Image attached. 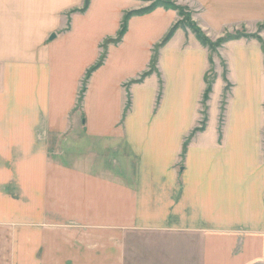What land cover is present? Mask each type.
I'll return each instance as SVG.
<instances>
[{"label":"crops","instance_id":"0c3cea01","mask_svg":"<svg viewBox=\"0 0 264 264\" xmlns=\"http://www.w3.org/2000/svg\"><path fill=\"white\" fill-rule=\"evenodd\" d=\"M213 41L264 28V0H178ZM0 0V256L10 264H264V33L210 53L163 8ZM55 39H51L52 36ZM108 36V37H107ZM218 58V60H219ZM220 61V60H219ZM226 82L230 104L220 119ZM186 146L184 158L183 152ZM15 222L14 232L4 231ZM29 223L30 227L24 226ZM12 241V240H11ZM1 258V257H0Z\"/></svg>","mask_w":264,"mask_h":264},{"label":"rangeland","instance_id":"374dc122","mask_svg":"<svg viewBox=\"0 0 264 264\" xmlns=\"http://www.w3.org/2000/svg\"><path fill=\"white\" fill-rule=\"evenodd\" d=\"M130 1V5H131V9H129V11H126L125 14L127 12H132V11H140V10H145V9H148L150 8L151 6H154L156 4H162L164 2H168L170 3L172 6H174L176 8V10H169V11H173L175 12L177 15H178V21L177 23L181 22L183 24L184 27H186L185 31H188L190 33H193V31L191 30V27H194V28H200L198 25V23L195 21L194 17H195V12L188 6V5H185V4H182L180 3L178 0H129ZM92 2V0H91ZM164 9V8H163ZM124 14V15H125ZM122 23V22H121ZM176 23V24H177ZM174 24L171 29L176 25ZM170 29V30H171ZM170 32V31H169ZM203 32V31H202ZM204 33V32H203ZM241 34V35H245V36H248V35H258V36H261L262 33H264V28H260L258 31H254V32H250V31H246V30H239V29H235L233 32H230V34ZM194 34V33H193ZM229 34V33H228ZM195 35V34H194ZM204 35H206L204 33ZM207 36V35H206ZM226 35L222 36L225 37ZM108 37V36H107ZM196 37V36H195ZM208 37V36H207ZM117 38L114 37V38H107V39H115ZM209 38V37H208ZM107 39H105L102 43H101V55L104 53L105 51V48H103L102 46L104 45V43L107 41ZM221 39V38H220ZM243 39H247V38H243ZM209 40L213 43V46H212V50H209L208 48V51L210 53V70L207 74V78H208V82L209 83H213V86H212V92H213V88H214V85L216 83V81L218 80V73H217V70L219 68V66L221 67V74H222V77H223V80L225 81L227 78H226V75L228 73V70H227V65H226V62L224 61V59L222 58L221 59V56L219 58V50L221 49L220 48H217V45H216V42L217 41H213L209 38ZM249 40V39H247ZM250 40H253V38H251ZM111 45H114V44H107V52H108V48L111 46ZM159 44H157L156 47H154L153 49V55H152V59L155 58L156 61L154 62V67H153V72L152 74H154L156 71H157V63H158V58H159V50L160 48L162 47H158ZM224 45V44H223ZM219 58V60H218ZM152 63V62H151ZM150 70L152 69V65L150 66L149 68ZM151 74V75H152ZM93 75V74H92ZM92 77V76H91ZM90 77V79H91ZM85 78V77H84ZM141 78V77H140ZM89 79V81H90ZM84 80V79H83ZM89 81L87 83V88H88V84H89ZM207 85V84H206ZM81 87H82V84H81ZM81 87H80V91H81ZM207 88V87H206ZM232 88H233V85H231L229 82H226V87H225V90L222 94V97H221V100H220V106H219V109H220V116L219 118L220 119H223L224 118V115L226 114L225 112H227V109H228V105L230 104L229 102V99H230V93L232 91ZM80 91H79V94H80ZM212 92L209 94V99L207 101H202V119L201 120H204L202 121V125H200L198 128L196 129H200L202 128L203 125H206V123L204 124L205 120L207 118H209V114H208V106H209V102L211 101V95H212ZM86 94V93H85ZM85 97V95H84ZM78 99H79V95H78ZM83 102H84V98H83ZM83 102L81 104H78L77 103V109L76 111L81 114V111H82V107H83ZM196 130H194L195 132ZM194 132L192 134H194ZM197 132H201V131H197ZM15 222H9V224L6 225V228L1 226V228L4 230V231H7V232H14V229H15ZM24 226H28L30 227L29 223L27 225H24ZM12 240V241H11ZM2 247H9V246H14L15 245V240L13 239H10V240H5L3 242H1L0 244ZM0 264H10L11 262H13V258L14 256L13 255H7V258L8 260L5 261L4 260V256H0Z\"/></svg>","mask_w":264,"mask_h":264},{"label":"trees","instance_id":"16d2710c","mask_svg":"<svg viewBox=\"0 0 264 264\" xmlns=\"http://www.w3.org/2000/svg\"><path fill=\"white\" fill-rule=\"evenodd\" d=\"M90 4H91V0H85L83 8H81L80 10H74L73 12L85 13L88 10V8L90 7ZM158 8H164L166 10H176V8L174 6H172L170 3L164 2L162 4H156L154 6H151L150 8L145 9V10L127 12L124 15V18H123L122 23H121V28L119 30L117 38H115V39H107V41L102 46L103 48H105L104 53L100 56L99 60L88 69V71H87V73L85 75V78H84V80L82 82V87H81V91H80V94H79L78 104H81L83 102L84 95H85V93L87 91V83H88L90 77L92 76V74L95 71H97L104 64V62L106 60V57H107V44L117 45V44L122 42L125 34L128 31V25H129V21L131 20V18H133L135 16H144V15L150 14V13H152L153 11H155ZM185 28L186 27H184L181 22L177 23L170 30V32L165 37V39L158 45V47H162L166 43H168V41L173 37L174 33L177 30L185 29ZM191 30L195 34V36L198 39V41L202 44V46H204L205 48H208L209 50H212L211 48L213 46V43L209 40V38L206 35H204V33L202 32V30L200 28L191 27ZM242 38H247V39L253 38V39H258L259 41H261V38L258 35L257 36L256 35L245 36V35H241V34L237 33V34H234V35L233 34H226L225 37L219 39L216 42V45H217V48H220L223 44H225V43H227L229 41L240 40ZM155 61H156V59L153 58L152 59V69L149 70L148 72H146L145 74H143L142 77L140 78V80H137L134 83L141 82L146 77H148V76H150L152 74ZM205 81H206V84H207V88H206V91L204 93V98L203 99H204V101H207L209 99V94L212 92L213 83H209L208 82L207 76H206ZM204 124H205V122H204ZM204 128H205V125H203L202 128H200V129H196L195 132L202 131ZM186 146H187V142H186L185 147H184V152H183V156H182L183 158H184L185 153H186Z\"/></svg>","mask_w":264,"mask_h":264},{"label":"water","instance_id":"95a60500","mask_svg":"<svg viewBox=\"0 0 264 264\" xmlns=\"http://www.w3.org/2000/svg\"><path fill=\"white\" fill-rule=\"evenodd\" d=\"M55 38H56V36L54 35V36H52V38H51V39L53 40V39H55Z\"/></svg>","mask_w":264,"mask_h":264}]
</instances>
